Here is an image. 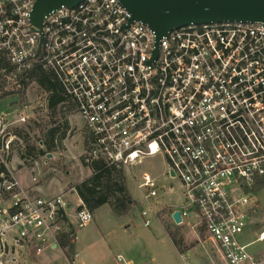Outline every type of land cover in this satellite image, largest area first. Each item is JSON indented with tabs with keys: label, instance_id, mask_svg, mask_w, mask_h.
<instances>
[{
	"label": "built area",
	"instance_id": "1",
	"mask_svg": "<svg viewBox=\"0 0 264 264\" xmlns=\"http://www.w3.org/2000/svg\"><path fill=\"white\" fill-rule=\"evenodd\" d=\"M35 2L0 0V95L25 90L26 97L37 88L36 101L18 100L0 114V168L8 174L0 184V264L37 260L59 248L62 234L75 245L79 230L94 222L75 189L33 198L9 169L13 144L22 143L14 130L34 118L33 105L50 112L51 92L34 78L39 69L69 98L62 110L78 114L86 163L102 159L135 181L150 204L141 211L145 227L149 213L158 214L152 203L177 181L183 201L171 216L180 213L179 226L199 240L204 233L225 264H264L251 251L264 248V231L248 240L253 190L264 182V24H192L158 39L131 22L119 0H82L55 10L38 29ZM158 157L168 192L148 172H135ZM61 264H79L78 254Z\"/></svg>",
	"mask_w": 264,
	"mask_h": 264
},
{
	"label": "rangeland",
	"instance_id": "2",
	"mask_svg": "<svg viewBox=\"0 0 264 264\" xmlns=\"http://www.w3.org/2000/svg\"><path fill=\"white\" fill-rule=\"evenodd\" d=\"M36 94L37 88L30 87L24 100L27 102L36 101ZM18 100L6 99L2 101L0 114L6 112L9 104L14 107ZM33 107L37 109L34 118L27 124L19 126L30 135L31 143L43 148L44 146L40 142L45 141L46 132L53 127V123L59 122L60 119L62 122H68L65 139L58 143L57 149L51 154L36 159L30 157L27 161H22L19 154L25 148V142L20 137L22 143L13 144L9 169L14 174L19 172L22 180L31 181V172L37 162V182L34 186L44 188L50 197L67 194L73 190V185L84 182L92 174L86 163L87 151L81 131L82 123L75 112L69 113L60 110L55 116H52L50 112L42 111L37 105H33ZM135 170H137L136 174H138L137 172H148L158 180L160 189H165L168 192L171 182L163 177L164 161L162 158L148 159ZM127 180L132 202L135 201L136 204H132L130 212L122 218L115 216L111 208L105 205L97 211L92 224L79 230L77 252L81 264H118L116 261L118 254L127 256L130 264H189L187 258L182 261L180 257L184 252H189L194 258L191 261L192 264H223L213 243L205 237L204 233L196 242L191 228L187 224L177 226L173 222L172 216L169 215V208L176 209L182 205L183 201L177 181L172 183L174 190L170 194L166 193L158 201L152 203L158 214L154 217L150 212L148 219L151 220V225L145 227V219L142 218L141 211H149L150 204L143 200L135 181L128 178ZM28 190L33 198L44 197L38 195L32 188ZM75 194L74 192L72 194L74 198H76ZM255 196L256 200L250 220L251 239L248 238L249 241L255 240L264 231V191L255 193ZM163 221L169 225L171 231H176L183 237L185 242L183 252L176 250L173 246L164 231ZM188 223L191 227L196 224L194 220H190ZM251 251L261 257L264 256V248L261 244H256L251 248ZM25 258L21 257L19 264H39V261L31 256ZM58 258L63 260V256L58 255ZM59 259L49 264H57Z\"/></svg>",
	"mask_w": 264,
	"mask_h": 264
},
{
	"label": "trees",
	"instance_id": "3",
	"mask_svg": "<svg viewBox=\"0 0 264 264\" xmlns=\"http://www.w3.org/2000/svg\"><path fill=\"white\" fill-rule=\"evenodd\" d=\"M34 78L40 88L51 92L49 110L50 115L55 116L60 110H62V104L69 101V98L64 94L63 88L58 81L52 76L43 72L42 70H36L34 72ZM25 86L27 83L25 82ZM25 90L17 92H4L0 95V103L7 98L18 97L20 102L24 101ZM72 106V105H71ZM56 125V126H54ZM39 126V125H37ZM51 129L46 132L45 141H41L43 148L31 143L30 135L17 128L14 133L23 139L25 142V148L21 150L19 156L22 161H27L28 158H39L51 154L54 152L58 143L62 142L66 136V129L68 128V122L53 123ZM65 129V131H63ZM85 137L84 147L85 150L89 149V142ZM91 176L84 182L76 183L72 186L75 189L78 197L83 201L85 207L95 213L101 207L108 205L113 214L117 217L126 216L130 210L132 201V195L128 189L127 177L121 169L108 165L104 160L99 159L93 161L90 165ZM2 174L8 175L5 167L0 168V184L3 181ZM254 193L264 191V182L259 183L254 188ZM136 202L133 201V205ZM164 231L169 239L172 241L174 247L178 251H184L185 242L183 237L176 231H171L168 224L163 221ZM59 248L64 252L67 258H72L75 253V245L71 243L69 234H62L59 236Z\"/></svg>",
	"mask_w": 264,
	"mask_h": 264
},
{
	"label": "water",
	"instance_id": "4",
	"mask_svg": "<svg viewBox=\"0 0 264 264\" xmlns=\"http://www.w3.org/2000/svg\"><path fill=\"white\" fill-rule=\"evenodd\" d=\"M82 0H36L31 23L41 29L52 12L62 6L73 8ZM131 14V22L138 21L153 30L157 38L174 29L192 24L205 25L223 22L263 23L264 0H119ZM50 156V155H49ZM133 202L130 201V205ZM172 219L177 226L182 218L178 211ZM56 248V246H54Z\"/></svg>",
	"mask_w": 264,
	"mask_h": 264
},
{
	"label": "crops",
	"instance_id": "5",
	"mask_svg": "<svg viewBox=\"0 0 264 264\" xmlns=\"http://www.w3.org/2000/svg\"><path fill=\"white\" fill-rule=\"evenodd\" d=\"M15 175H16V177L18 178V181L20 182V187H21V190H23V192L24 193H27V194H29L30 192H29V188H32L33 190H34V192H36L38 195H41V196H47L48 197V195H47V191L44 189V188H42V187H40V186H34L35 185V182H33L32 181V179H31V181H25V180H22V177H21V175H20V173L19 172H17V173H15ZM30 195V194H29ZM31 196V195H30ZM32 197V196H31ZM170 209V213H169V215H171L172 214V209L171 208H169ZM98 211V210H97ZM97 211L94 213L95 215H94V218H95V216H96V213H97ZM112 211V210H111ZM122 217H124V216H122ZM122 217H119V218H122ZM126 217V216H125ZM92 224V223H91ZM193 235H194V233H193ZM194 238H196V242H198L199 241V239L196 237V235H194ZM78 241H79V233H78ZM173 244V243H172ZM174 246V245H173ZM77 247H78V242H77V244L75 245V253H77L78 254V252H77ZM177 250V249H176ZM217 251V250H216ZM123 252V251H122ZM182 254V253H181ZM217 254H218V252H217ZM58 255H60L61 257L63 256V260H60L59 258H58ZM219 255V254H218ZM119 256H121V257H123L125 260H126V262L127 263H131L129 260H127V256H125V255H123V254H118L117 256H116V261H117V258L119 257ZM185 256H187V259H188V261H189V264H192L191 263V261L194 259L192 256H191V254L189 253V252H184V254H182L180 257H181V259H182V261H183V258L185 257ZM220 256V255H219ZM221 258V257H220ZM57 259H59V262L57 263V264H61V263H63L65 260H66V255L64 254V252L60 249V248H54L53 247V249L52 250H49V251H47V252H45L41 257H38V259H37V261H39V264H49V263H51V262H53V261H55V260H57ZM221 260H222V258H221ZM196 263H197V261L196 260H194ZM223 261V260H222ZM118 262V261H117ZM78 263L79 264H81L80 262H79V255H78ZM85 264V263H84ZM118 264H120L119 262H118ZM223 264H225L224 262H223Z\"/></svg>",
	"mask_w": 264,
	"mask_h": 264
}]
</instances>
